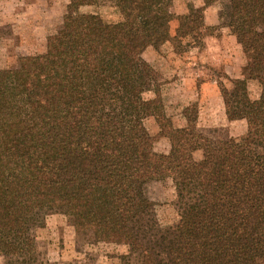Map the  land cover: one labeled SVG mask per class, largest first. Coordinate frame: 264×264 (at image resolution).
<instances>
[{
    "label": "trees",
    "instance_id": "1",
    "mask_svg": "<svg viewBox=\"0 0 264 264\" xmlns=\"http://www.w3.org/2000/svg\"><path fill=\"white\" fill-rule=\"evenodd\" d=\"M99 1L69 0L45 52L0 69V255L16 264L33 253L27 218L64 207L78 233L127 245L144 264H264V0H229L221 16L246 57L242 78L221 87L228 118L247 121L239 139L210 138L191 115L174 126L143 56L207 36L213 0L182 15L174 0H113L114 23L80 9ZM161 137L167 153L155 149ZM168 179L177 218L163 224L148 186Z\"/></svg>",
    "mask_w": 264,
    "mask_h": 264
},
{
    "label": "rangeland",
    "instance_id": "2",
    "mask_svg": "<svg viewBox=\"0 0 264 264\" xmlns=\"http://www.w3.org/2000/svg\"><path fill=\"white\" fill-rule=\"evenodd\" d=\"M68 3L69 0H0V69L17 67L22 56L45 52L47 37L62 27ZM228 3L229 0H213L206 7V23L213 28L204 38H185L177 47L170 42L152 45L143 56L160 75L162 97L174 126H185L186 116L191 115L206 136L239 139L247 132V121L228 118L221 90L223 86L233 88V81L242 78L246 63L228 17H221ZM204 5L205 0H174L172 10L182 15ZM80 9L98 14L109 23L123 18L113 0H100ZM178 25V20L172 21L173 34ZM249 90L252 97L259 95L257 81L249 83ZM145 125L154 135L160 131L151 116L145 119ZM155 149L169 152V139L161 137ZM194 156L201 159L202 150ZM148 193L158 202L161 223H173L177 207L172 181H154L149 184ZM27 224L36 240V250L16 264H144L142 257L132 253L127 245L98 242L91 232L78 233L64 207L38 209L27 218ZM0 264H6L1 255Z\"/></svg>",
    "mask_w": 264,
    "mask_h": 264
}]
</instances>
